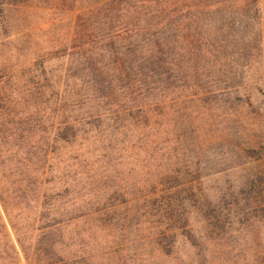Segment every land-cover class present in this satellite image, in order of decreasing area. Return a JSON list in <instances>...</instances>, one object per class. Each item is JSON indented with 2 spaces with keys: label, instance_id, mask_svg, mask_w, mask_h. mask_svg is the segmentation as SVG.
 <instances>
[{
  "label": "rangeland",
  "instance_id": "rangeland-1",
  "mask_svg": "<svg viewBox=\"0 0 264 264\" xmlns=\"http://www.w3.org/2000/svg\"><path fill=\"white\" fill-rule=\"evenodd\" d=\"M0 264H264V0H0Z\"/></svg>",
  "mask_w": 264,
  "mask_h": 264
}]
</instances>
